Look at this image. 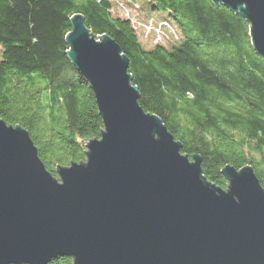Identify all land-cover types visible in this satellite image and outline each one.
Wrapping results in <instances>:
<instances>
[{
    "label": "water",
    "instance_id": "water-1",
    "mask_svg": "<svg viewBox=\"0 0 264 264\" xmlns=\"http://www.w3.org/2000/svg\"><path fill=\"white\" fill-rule=\"evenodd\" d=\"M250 23L264 59V0H211ZM68 57L104 129L86 160L45 167L29 132L0 119V264H264V189L251 165L203 176L199 156L145 112L117 42L71 18Z\"/></svg>",
    "mask_w": 264,
    "mask_h": 264
},
{
    "label": "trees",
    "instance_id": "trees-1",
    "mask_svg": "<svg viewBox=\"0 0 264 264\" xmlns=\"http://www.w3.org/2000/svg\"><path fill=\"white\" fill-rule=\"evenodd\" d=\"M128 2L135 4L0 0V119L29 132L54 176L59 166L86 160L87 142L99 139L104 125L88 80L67 54L71 18L81 14L95 37L119 44L140 106L161 118L181 154L200 157L209 182L227 188L225 166L251 165L264 189V59L252 45L250 23L211 0H150L180 35L165 33L145 48L130 14H113L114 5L125 10Z\"/></svg>",
    "mask_w": 264,
    "mask_h": 264
},
{
    "label": "rangeland",
    "instance_id": "rangeland-1",
    "mask_svg": "<svg viewBox=\"0 0 264 264\" xmlns=\"http://www.w3.org/2000/svg\"><path fill=\"white\" fill-rule=\"evenodd\" d=\"M132 1L135 3L134 5L128 2L127 4L124 5V7L125 10L129 11L128 14H130L132 23L135 29H137V33L139 34V40H141V44L144 45L145 48H151L154 46V44H157L154 42H159L162 39H165L164 33L173 34L178 30L177 27H174L175 26L174 23L169 20L167 13L165 11H159V10L153 11L151 10V8H149L148 2L150 0H132ZM125 10L122 8L121 5L113 6V14H115V16H121L127 18V13L125 12ZM135 20L137 21L135 22ZM165 21H168L170 24H173L174 26H171L168 22ZM146 22H151L154 25L160 27L162 29V34L155 29L154 25L150 23L145 24ZM162 22L165 23L162 24ZM177 32L179 33V31ZM179 35L180 33L178 34V37ZM100 37L99 36L96 37V41ZM173 42L163 41L160 43H164L162 45L166 46ZM222 190L227 191V188H222Z\"/></svg>",
    "mask_w": 264,
    "mask_h": 264
},
{
    "label": "built area",
    "instance_id": "built-area-1",
    "mask_svg": "<svg viewBox=\"0 0 264 264\" xmlns=\"http://www.w3.org/2000/svg\"><path fill=\"white\" fill-rule=\"evenodd\" d=\"M127 16H128V13H127ZM128 18V17H127ZM165 22H167V21H165ZM165 22H162V24H164ZM148 23H150V24H152V25H154L153 23H151V22H148ZM148 23H145V24H148ZM154 27H155V29L159 32V33H161L162 34V29L160 28V27H158V26H156V25H154ZM166 34H168V33H166ZM164 35H165V33H164ZM169 35V34H168ZM166 37V36H165ZM163 40V39H162ZM161 40V41H162Z\"/></svg>",
    "mask_w": 264,
    "mask_h": 264
}]
</instances>
